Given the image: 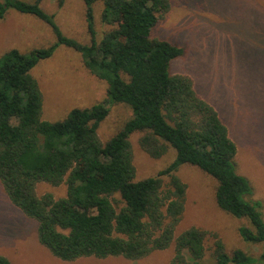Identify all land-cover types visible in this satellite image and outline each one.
Segmentation results:
<instances>
[{"label":"trees","instance_id":"16d2710c","mask_svg":"<svg viewBox=\"0 0 264 264\" xmlns=\"http://www.w3.org/2000/svg\"><path fill=\"white\" fill-rule=\"evenodd\" d=\"M43 0H1L0 20L10 9L48 24L56 42L31 53L13 49L0 57V182L10 201L38 222L39 242L60 260L122 256L140 260L175 244L169 264H264L261 202L237 171L238 149L219 113L195 91L191 78L171 75V61L183 48L153 37L172 0H83L90 44L65 36L42 8ZM103 2L101 21L111 27L98 41L94 5ZM62 4V0L60 5ZM59 46L82 56L85 67L108 85L106 98L73 109L66 119H42L43 98L31 71ZM115 104L132 118L107 143L100 125ZM143 134L144 152L158 159L170 149L174 161L156 176L136 179L130 138ZM189 165L217 181L218 207L251 225L240 227L245 243L261 246L255 257L215 242L213 263H205L207 233L189 229L175 238L185 211L187 185L176 175ZM164 178L168 179L164 185ZM40 182L67 185V195L39 197ZM0 264H11L0 256Z\"/></svg>","mask_w":264,"mask_h":264},{"label":"rangeland","instance_id":"374dc122","mask_svg":"<svg viewBox=\"0 0 264 264\" xmlns=\"http://www.w3.org/2000/svg\"><path fill=\"white\" fill-rule=\"evenodd\" d=\"M60 2L43 0L41 8L54 16L65 36L89 45L83 0ZM102 10L103 2H96L93 15L98 41L111 29L101 21ZM153 37L183 48L184 55L171 61L170 74L191 78L197 94L219 113L238 149L237 171L253 187L249 200L261 202L264 219V0H172L170 12L156 26ZM55 42L51 27L34 16L10 9L0 20V57L13 49L29 54ZM31 75L42 93L44 121H63L73 109L90 108L107 95L108 85L88 71L79 53L65 46L41 60ZM131 118L127 105H112L98 129L100 141L107 143ZM142 135L135 133L130 138L137 180L156 176L175 159L172 149L161 158L150 157L140 146ZM176 175L187 185V194L175 238L192 228L205 231V263H213L217 240L228 253L237 249L255 257L262 253L261 246L245 243L239 235L240 227L251 228L249 221L218 207L215 179L189 165L181 166ZM36 192L39 197L51 194L62 199L67 185L40 182ZM174 255L173 243L140 260L122 256L60 260L39 242L38 222L10 201L0 182V256L11 264H169Z\"/></svg>","mask_w":264,"mask_h":264}]
</instances>
